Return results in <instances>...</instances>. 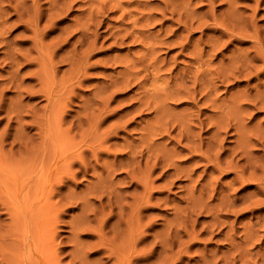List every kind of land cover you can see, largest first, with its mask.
Instances as JSON below:
<instances>
[{"label":"rangeland","instance_id":"374dc122","mask_svg":"<svg viewBox=\"0 0 264 264\" xmlns=\"http://www.w3.org/2000/svg\"><path fill=\"white\" fill-rule=\"evenodd\" d=\"M16 1L7 0L6 2L11 4L8 3L7 6L4 0L6 7L2 6L3 2L0 3L3 7L0 11L4 10L0 13V18L4 16L3 13L7 14L0 20V27L3 28L0 30V41H6V46H0V264H233L235 261L234 264L264 263V217H261L264 216V182L261 181L264 179V104L261 105L264 102V63L260 59L264 58V43L260 38L264 39V2L257 0L262 3L260 4L256 0H228L226 4L225 0H140L138 3V0H89L88 3L87 0H21L23 6L20 7V1ZM65 2L68 3L67 6ZM118 2L121 5H118ZM103 3L106 5L102 8ZM208 3L214 4V7ZM252 5L257 8H253L254 12H251ZM62 6L67 8L63 9ZM37 7L41 9H36ZM258 7L262 10L257 11ZM18 8L24 11L19 12ZM98 9H101V12ZM225 10L226 17L228 12L234 14L227 17L231 18V22L224 14L221 16ZM239 10L244 13L239 15ZM215 12H218L221 23L218 22L219 18ZM28 13L30 18L33 16V20H30ZM37 13L39 15L35 17ZM49 13L52 15L48 17ZM16 14L19 22L27 19L23 20L24 23L21 22L23 26L15 19ZM150 14L154 17L151 18ZM204 14L210 19L206 15L203 16ZM213 14L216 15L213 17ZM215 17L219 25L212 21ZM251 17L252 20H249ZM95 18L96 20H93ZM36 20L41 21L40 25ZM205 21L208 23H203ZM180 22L184 25H180ZM226 22L228 24H225ZM5 23L11 25L12 29ZM18 24L21 25L20 28ZM185 24L189 28L185 27ZM197 24L204 26L197 28ZM237 24L239 30L236 28ZM227 26L230 33L223 29ZM200 27L204 29L203 32ZM218 28H221L220 31ZM253 29L255 31H252ZM142 30L146 33L145 36ZM247 30L250 33L247 34ZM3 32L7 34L4 36ZM256 33L258 36H255ZM135 34H138L140 39H137ZM84 37L85 39H82ZM214 37L216 40L212 39ZM252 37L259 39L256 41ZM33 39L34 42L36 40V45H32ZM237 39L241 43H238ZM251 39L252 41H249ZM206 41L210 43V51ZM224 42H227V45H224ZM169 43L172 46L168 45L166 48ZM213 43L216 46L219 44L218 46L225 50L219 48L218 51V46H213ZM251 46L255 47V53L250 51ZM215 48L218 52L213 54V57L212 50ZM71 51L79 53L73 54ZM16 53L21 54L20 57L16 56ZM76 54L77 56H74ZM253 55L257 58L254 59ZM67 58H71V61H67ZM243 60L245 61L242 62ZM194 63L201 67L195 66ZM240 65L242 68H239ZM252 67L254 71L256 68L259 75L253 73ZM183 68L190 74L194 71V75L192 72L189 77V73ZM233 68L239 69L233 71ZM202 69H205V72L209 69L208 74L202 72ZM213 70L224 71V75L219 76L220 73L216 72L219 77L214 80L216 75ZM245 70L252 71L253 74L249 75ZM183 71L188 77L185 73L182 76ZM239 72L243 74L242 77ZM133 73L139 75L137 83L143 78L142 82L137 84V77ZM158 73L160 77H157ZM168 74L171 77L170 82ZM195 76L199 78V82ZM252 76L258 78L252 79ZM221 77H227L224 81H228V84L223 83ZM217 78H221L222 83L218 82ZM180 80L187 81L184 83ZM169 83H173L174 87ZM252 86L255 87L254 90ZM150 87L151 94L147 92ZM183 87L184 91L181 90L180 94ZM185 88L202 90L205 96H200L202 91L188 92ZM178 89L180 95H177ZM172 91L176 99L181 96L184 102H177L174 97L171 98L176 102L169 101ZM185 91L190 93L189 96L187 92V95L183 93ZM160 93L163 94L160 96ZM165 93H168L166 96L169 99ZM191 94L194 100L190 97ZM137 98L146 104L145 108L153 109L154 106V110H142L140 107H143V103L138 104ZM145 98L150 100L148 103H153V106H147ZM189 98L196 102H190ZM201 98L204 100L201 101ZM240 98L241 103H238ZM250 99L251 103L253 99L256 100L253 104L257 109L250 105ZM166 100L169 102H165ZM230 100H233V103ZM155 102L164 107H159ZM193 106L203 113H198L199 110ZM136 107L140 108L138 112L141 118ZM194 110L197 112L195 116L198 114L195 117L197 120L192 119ZM58 114L59 117H56ZM161 114L162 119L157 117ZM225 114L231 119L227 120L228 116ZM186 116L191 117L192 121ZM57 118H60L59 127L57 124L55 126ZM187 121L189 124L194 123L195 127L192 123L189 126ZM165 123H168V129ZM149 124L151 127H148ZM170 125H173V128ZM160 126L164 131H172V135L168 132L165 134ZM156 129H160L165 136L162 138V132H157ZM179 132L182 134L181 138L177 137ZM203 132L205 133L202 134ZM142 133H145V136ZM182 136L189 137L185 139ZM194 139H203L204 141H198V144H203V148H198ZM184 144L186 147H182ZM247 148L249 151L245 150ZM203 153L209 159L204 157L206 160L203 161ZM242 156H246V160ZM218 161L219 164L215 165ZM250 163L254 166H250ZM256 165L261 168H256ZM236 172L241 175V184L235 177H239ZM131 177L134 178L133 181ZM136 180L139 185L135 183ZM242 198L252 203L246 204L247 201ZM243 200L245 202L242 204ZM225 201L230 204L232 201L237 203L232 202L227 208L228 202ZM222 205L223 207H220ZM41 208L45 210L44 213L40 211ZM199 209L206 211L199 212ZM239 209L242 211L238 213ZM214 222L217 223L216 228L212 227ZM39 226L44 233L43 239H46L44 243L47 248L44 253L50 255L48 262L44 259L46 254L43 253V256L39 248ZM194 226L195 231L192 232L191 228L194 229ZM217 232L220 234L217 235ZM253 259H257L255 263ZM215 260L218 263L214 262Z\"/></svg>","mask_w":264,"mask_h":264},{"label":"bare ground","instance_id":"6f19581e","mask_svg":"<svg viewBox=\"0 0 264 264\" xmlns=\"http://www.w3.org/2000/svg\"><path fill=\"white\" fill-rule=\"evenodd\" d=\"M3 1H4V0H3ZM3 1L0 0V3L3 2ZM6 1H7V0H5V2H6ZM8 1H9V0H8ZM13 1H14V0H13ZM19 1H20V2H18V0H17L16 2H18L19 6H20V5H22V2H21V0H19ZM25 1H26V0H25ZM36 1H37V0H36ZM38 1H39V0H38ZM57 1H58V0H57ZM61 1H62V0H61ZM63 1H64V0H63ZM65 1H66V0H65ZM80 1H82V0H80ZM88 1H89V0H87L86 2H88ZM120 1H121V0H120ZM139 1H140V0H138V3H139ZM203 1H204V0H203ZM207 1H208V0H207ZM225 1L227 2L228 0H225ZM234 1H235V0H234ZM252 1H253V0H252ZM256 1H257V0H256ZM256 1H255V2H256ZM10 2H11V1H10ZM28 2H29V1H28ZM32 2H33V1H32ZM74 2H76V0H74ZM99 2H100V1H99ZM140 2H141V1H140ZM144 2H145V1H144ZM210 2H214V0H213V1H210ZM257 2H259V1H257ZM262 2H264V0H262ZM6 3H7V2H6ZM8 3H9V2H8ZM8 3H7V6L10 4V3H9V4H8ZM20 3H21V4H20ZM23 3H26V2H23ZM29 3H30V2H29ZM36 3H37V2H36ZM65 3H66L65 5L67 6L68 3H67V2H65ZM69 3H70V2H69ZM78 3H79V1H78ZM83 3H84V2H83ZM88 3H89V2H88ZM252 3H253V2H252ZM259 3L262 4L261 2H259ZM32 4H33V3H32ZM37 4H38V3H37ZM74 4H76V3H74ZM111 4H112V2H111ZM115 4H116V3H115ZM136 4H137V3H136ZM226 4H228V2H227ZM253 4H254V3H253ZM260 4H259V5H260ZM4 5H5V4H4V2H3V5H2V6H4ZM10 5H11V4H10ZM12 5H14V4L12 3ZM15 5H16V3H15ZM15 5H14V6H15ZM98 5H100V3H99ZM103 5H106V4L103 3V4H102V8H103ZM116 5H117V4H116ZM116 5H115V6H116ZM118 5H121V3L118 2ZM144 5H145V4H144ZM146 5H147V4H146ZM208 5H209V3H208ZM211 5L214 7V4H211ZM211 5H209V6H211ZM2 6H0V8H1ZM14 6H13V7H14ZM22 6H23V5H22ZM34 6H35V5H34ZM34 6H33V7H34ZM39 6H40V3H39ZM49 6H50V5H49ZM66 6H65V7H66ZM252 6H253V7H252ZM252 6H251V7H252L251 12L253 11V8H254L255 5H252ZM4 7H6V6H4ZM20 7H21V6H20ZM20 7H19V8H20ZM24 7H25V6H24ZM24 7H23V8H24ZM40 7H41V6H40ZM40 7H37L36 9H38V8H40ZM59 7H61V6H59ZM62 7H64V6H62ZM65 7H64L63 9H66V8H67V7H66V8H65ZM69 7H70V6H69ZM97 7H98V6H97ZM116 7H117V6H116ZM118 7H120V6H118ZM227 7H228V6L226 5V9H227ZM231 7H232V6H231ZM233 7H234V6H233ZM2 8H3V7H2ZM11 8H12V7H11ZM14 8H15V7H14ZM19 8H18L19 12H23V11H24L23 9H22L23 11H21ZM25 8H26V7H25ZM31 8H32V7H31ZM71 8H72V7H71ZM90 8H91V7H90ZM100 8H101V7H100ZM104 8H105V6H104ZM235 8H236V7H235ZM255 8H256V7H255ZM255 8H254V10H255ZM6 9H7V8H6ZM9 9H10V7H9ZM12 9H13V8H12ZM40 9H41V8H40ZM68 9H70V8H68ZM106 9H107V8H106ZM108 9H109V8H108ZM210 9H211V7H210ZM250 9H251V8H250ZM256 9H257V8H256ZM0 10H2V9H0ZM34 10H35V9H34ZM34 10H33V11H34ZM98 10H99V9H98ZM103 10H104V9H103ZM103 10H102V11H103ZM214 10H215V9H214ZM259 10H262V8L260 9V8L258 7V10H257V11H259ZM9 11H10V10H9ZM15 11H16V10H15ZM15 11H14V12L12 11V13H17V12H15ZM64 11H65V10H64ZM90 11H91V10H90ZM99 11L101 12V9H100ZM211 11H212V9H211ZM215 11H217V9H216ZM218 11H219V10H218ZM227 11H231V10H227ZM239 11H240V10H239ZM2 12H4V10H3ZM2 12L0 11V13H2ZM7 12H8V11H7ZM19 12H18V13H19ZM30 12H32V9H30ZM56 12H57V11H56ZM59 12H60V10H59ZM66 12H67V11H66ZM91 12H92V11H91ZM91 12H90V15H91ZM96 12H97V11H96ZM208 12H209V11H208ZM222 12H223V11H222ZM222 12H221V13H222ZM225 12H226V10L222 13L221 16H223V14H224V17H226ZM232 12H233V11H232ZM235 12H236V10H235ZM253 12H254V11H253ZM255 12H256V11H255ZM5 13H6V11H5ZM18 13H17V14H18ZM62 13H63V12H62ZM64 13H65V12H64ZM209 13H210V12H209ZM209 13H207V14H209ZM212 13H214V11H213ZM215 13L217 14L218 12H215ZM238 13H239V15H240V13H244V12H241V11H240V12H238ZM238 13H236V14H238ZM256 13H257V12H256ZM8 14H9V12H8ZM17 14H16L15 16H17ZM19 14H20V13H19ZM21 14H22V13H21ZM40 14H41V13H40ZM43 14H44V13H43ZM53 14H54V13H53ZM60 14H61V13H60ZM60 14H59V15H60ZM66 14H67V13H66ZM93 14H94V13H93ZM216 14H213V17H214V15H216ZM226 14H227V17H229L228 15L230 14V16H231V14H233V13L228 12V13H226ZM253 14H254V13H253ZM253 14H252L251 16H253ZM3 15L6 16L7 14H4V13H3ZM3 15L1 14V16H3ZM9 15H11V14H9ZM9 15H8V16H9ZM12 15H13V14H12ZM24 15H25V14H24ZM24 15H20V16H23V18H26L27 16L25 17ZM26 15H27V13H26ZM32 15H33V14H32ZM32 15H31V16H32ZM36 15H39V14H38V13L35 14V17H36ZM51 15H52V14L49 13V15H47V16L49 17V16H51ZM62 15H64V14H62ZM62 15H61V18H62ZM147 15H148V14H147ZM150 15H151V14H150ZM150 15H149V16H150ZM205 15H206V14H204L203 16H205ZM218 15H219V14H217V18H219V21L216 20L217 18L215 17V20L212 19L213 22H216V23H217V21L220 22L221 19H220V17H218ZM242 15H243V14H242ZM4 16H3V17H4ZM15 16H14V17H15ZM28 16H29V18H30L29 13H28ZM45 16H46V14H45ZM47 16H46V17H47ZM53 16L56 17V15H53ZM57 16H58V15H57ZM88 16H89V15H88ZM95 16H96V15H95ZM149 16H148V17H149ZM203 16H201V17L204 18ZM206 16H207V15H206ZM209 16H210V15H209ZM233 16H234V14H233ZM254 16H256V15H254ZM3 17L0 18V20L3 19ZM11 17H12V16H11ZM32 17H33V16H32ZM32 17L30 18V20L32 19ZM55 17H54V18H55ZM86 17H87V16H86ZM90 17H91V19H92V15H91ZM96 17H97V16H96ZM150 17L152 18V17H154V16L151 15ZM207 17H208V16H207ZM227 17H226V19L229 20V21L231 22V20H230L231 18L228 19ZM240 17H241V16H240ZM19 18L22 19L21 17H19ZM27 18H28V17H27ZM29 18H28V19H29ZM42 18H43V17H42ZM42 18H39V20L42 19ZM51 18H53V17H51ZM51 18H50V19H51ZM57 18H58V17H57ZM208 18H209V17H208ZM236 18H238V20H239V16H237ZM236 18H235V21H236ZM5 19H6V17H5ZM5 19H4V21H5ZM7 19H8V18H7ZM7 19H6V20H7ZM9 19H10V18H9ZM15 19H16L18 22L20 21V20L18 19V16H17V18L15 17ZM15 19H14V20H15ZM36 19H38V16H37ZM50 19H49V20H50ZM59 19H60V16H59ZM147 19H148V18H147ZM209 19H210V18H209ZM232 19H234V18L232 17ZM240 19H241V18H240ZM247 19H248V18H247ZM16 20H15V22H16ZM23 20H24V19H22L21 22L24 23V21H26L27 19H25L24 21H23ZM30 20H29V21H30ZM32 20H33V19H32ZM87 20H88V18H87ZM93 20H96V18L93 19ZM136 20H137V19H136ZM141 20H143V16H142V19H141ZM150 20H151V19H150ZM222 20H223V19H222ZM227 20H226V21H227ZM238 20H237V22H238ZM249 20H252V17H251V19H249ZM249 20H247V21H249ZM8 21H9V20H7V22H8ZM29 21H27V22L29 23ZM36 21L38 22V20H36ZM190 21H191V19H190ZM190 21H189V22H190ZM192 21H194V19H193ZM208 21H209V20H208ZM208 21H207V22L205 21V22H203V23H208ZM212 21H210V23H211ZM229 21H228V22H229ZM21 22H19V24H21V25L23 26V23H21ZM39 22H41V21H39ZM39 22H38V23H39ZM91 22H92V20H91ZM223 22H224V20H223ZM230 22H229V23H230ZM249 22H250V21H249ZM9 23H11V25H13L12 22H9ZM32 23H33V22H32ZM32 23H31V24H32ZM89 23H90V21H89L87 24H89ZM92 23H94V22H92ZM154 23H156V22H154ZM192 23H193V22H192ZM220 23H221V22H220ZM238 23H239V22H238ZM1 24H2V23H1ZM7 24H8V23H5V25H7ZM16 24H17V22H16ZM16 24H15V25H16ZM19 24H18V25H19ZM25 24H26V23H25ZM31 24H29V26H32ZM33 24H34V23H33ZM152 24H153V22H152ZM152 24H151V25H152ZM186 24L188 25V22H187ZM186 24H185V25H186ZM189 24H190V23H189ZM200 24H201V23H200ZM200 24H199V25L197 24V25H198L197 28H198L199 26H201ZM212 24H213V23H212ZM217 24L219 25V23H217ZM225 24H228V23L226 22ZM246 24H248V22H247ZM253 24H254V23H253ZM253 24H252V25H253ZM11 25L8 24V27L10 28ZM21 25H19V28H20ZM35 25H36V24H35ZM37 25H38V24H37ZM39 25H40V23H39ZM93 25H94V24H93ZM145 25H146V24H145ZM180 25L183 26V25H184L183 22H182V23L180 22ZM180 25H179V26H180ZM187 25H186L185 27H188ZM191 25H192V24H190V26H191ZM202 25H203V24H202ZM206 25H207V24H206ZM221 25H222V24H221ZM152 26H154V25H152ZM152 26H151V27H152ZM203 26H204V25H203ZM203 26H201V27L203 28ZM222 26H223V25H222ZM228 26L230 27V24H229ZM228 26H227L226 28H223V27H222V28H223V29H226V31H227ZM247 26L250 27L251 25H247ZM254 26H255V25H253V27H254ZM12 27H13V26H12ZM14 27H17V26H14ZM87 27L89 28V26H87ZM90 27H91V26H90ZM151 27H150V28H151ZM185 27H182V28H185ZM191 27H192V26H191ZM201 27H200V29H201ZM211 27H212V26H211ZM211 27H210V30H211ZM218 27H221V26H218ZM233 27H234V26H233ZM238 27H239V24H237L236 28H238ZM245 27H246V26H245ZM249 27H247V28H249ZM6 28H7V27H6ZM22 28H25V27H22ZM30 28H31V27H30ZM74 28H75V27H74ZM84 28H85V27H84ZM136 28H137V27H136ZM144 28H145V27H144ZM182 28H179V29H182ZM188 28H189V27H188ZM206 28L208 29V26H207ZM206 28H205V29H206ZM236 28H235V30L238 31L239 28H238V30H237ZM251 28H252V26H251ZM255 28H256V26H255ZM255 28H254V29H255ZM1 29H3L2 26L0 27V30H1ZM10 29H12V28H10ZM17 29H18V28H17ZM27 29H29V27H28ZM33 29H34V27H33ZM77 29H78V28H77ZM89 29H90V28H89ZM142 29H143V28H142ZM185 29H186V28H185ZM216 29H217V28H216ZM218 29H219V28H218ZM220 29H221V28H220ZM220 29H219V31H220ZM249 29H250V28H249ZM249 29H248V30H249ZM254 29H253L252 31H255ZM34 30H35V29H34ZM72 30L74 31V29H72ZM195 30H196V29H195ZM201 30H202V32H203L204 29H201ZM208 30H209V29H208ZM232 30H233V28H232ZM242 30H243V29H242ZM248 30L246 31L247 34L250 33V32H248ZM257 30H258V29H257ZM1 31H2V30H1ZM5 31H6V30H5ZM8 31H9V30H8ZM8 31H7V32H8ZM88 31H89V30H87V33H88ZM90 31H91V29H90ZM132 31H133V30H132ZM136 31H137V30H136ZM136 31H135V32H136ZM186 31H187V29H186ZM212 31H213V27H212ZM217 31H218V30H217ZM221 31H223V30H221ZM236 31H234V32H236ZM259 31H260V29H259ZM9 32H10V31H9ZM24 32H27V31H24ZM31 32H32V31H31ZM37 32H38V31H37ZM74 32H75V31H74ZM84 32H85V31H84ZM142 32H143V30H142ZM213 32H214V31H213ZM223 32H224V31H223ZM227 32H229V31H227ZM227 32H226V33H227ZM244 32H245V30H244ZM256 32L258 33V31H256ZM3 33H4V32H3ZM89 33H90V32H89ZM92 33H93V32H92ZM126 33H127V32H126ZM129 33H130V32H129ZM131 33H132V32H131ZM138 33H139V31H138ZM149 33H150V32H149ZM226 33H225V34H226ZM229 33H230V32H229ZM242 33H243V31H242ZM253 33H254V32H252V35H253ZM257 33H256L255 36H258ZM6 34H7V33H4V36H5ZM20 34H21V31H20ZM24 34H25V33H24ZM35 34H36V33L34 32L33 35H35ZM38 34H39V33H38ZM90 34H91V33H90ZM133 34H134V33H133ZM143 34H144L143 36H145L146 33L143 32ZM260 34H261V33H260ZM260 34H259V35H260ZM21 35L23 36V34H21ZM21 35H19V36L22 37ZM92 35H95V34H92ZM96 35H97V34H96ZM124 35H125V34H124ZM124 35H123V36H124ZM128 35H129V34H128ZM128 35H126V36H128ZM135 35H136V34H135ZM135 35H134V36H135ZM215 35H217V33H215ZM226 35H227V34H226ZM1 36H3V35H1ZM83 36H88V35H86V34L84 35V34H83ZM83 36H81V37H83ZM123 36H122V37H123ZM136 36H138L137 39H140L138 34H137ZM242 36H243V34H242ZM242 36H241V37H242ZM250 36H251V35H250ZM250 36H249V37H250ZM255 36H254V37H255ZM31 37H32V36H31ZM37 37H38V35H37ZM132 37H133V36H132ZM132 37H131V38H132ZM179 37H180V36H179ZM227 37H229V36L227 35ZM227 37H226V38H227ZM245 37H248V36H245ZM254 37H252V38H254ZM1 38H2V37H1ZM3 38H4V37H3ZM35 38H36V37H35ZM94 38H95V36H94ZM219 38H220V37H219ZM222 38H223V37H222ZM232 38H234V37H232ZM260 38H261V40H262V43H264V39H262V37H260ZM26 39H27V41H28V37H27ZM30 39H32V38H30ZM82 39H85V37L82 38ZM87 39L89 40V37H87ZM87 39H86V40H87ZM134 39H135V38H134ZM142 39H143V38H142ZM177 39H178V38H177ZM209 39H210V38H209ZM212 39L214 40L215 37L212 38ZM238 39H239V38H238ZM238 39H237V42H238ZM241 39H243V38H241ZM246 39H248V38H246ZM246 39H244V40H246ZM254 39H256V38H254ZM257 39H259V38H257ZM257 39H256V41H257ZM38 40H39V39H38ZM215 40H216V39H215ZM217 40H218V36H217ZM226 40L228 41V38H227ZM30 41H31V40H30ZM39 41H40V40H39ZM116 41H117V40H116ZM162 41H163V40H162ZM233 41H234V40H233ZM249 41H252V39L249 40ZM249 41H248V43H250ZM256 41L254 40V42H256ZM0 42H2V43H0V46H1V44H2V46H4L3 44L6 43V41H5V42H4V41H0ZM31 42H32V41H31ZM33 42H34V39H33ZM35 42H36V40H35ZM35 42H34L33 44H32V43H31V44L34 45ZM37 42H38V41H37ZM93 42H94V41H93ZM163 42H166V41H163ZM168 42H170V41H168ZM173 42H174V41H173ZM206 42H208V41H206ZM215 42H216V41H215ZM215 42H214V43H215ZM219 42H220V41H219ZM219 42H218V43H219ZM254 42L252 43V46L255 45ZM258 42L260 43V40H258ZM91 43H92V42H91ZM157 43H158V42H157ZM157 43H156V44H157ZM170 43H171V42H170ZM170 43H169V44H166L167 46L165 45L166 48H168L169 46H172L171 44H174V43H171V44H170ZM180 43L183 44L182 41H181ZM214 43H213V44H214ZM224 43H225V42H224ZM226 43H227V42H226ZM226 43H225L224 45H227ZM238 43H241V42H238ZM256 43H257V42H256ZM41 44H42V39H41ZM87 44H88V43H87ZM93 44H94V43H93ZM142 44H143V43H142ZM160 44H162V43H160ZM175 44H176V43H175ZM181 44H180V45H181ZM185 44H186V43H185ZM208 44H209V45H207V47L210 46V43H209V42H208ZM215 44H216V43H215ZM215 44H214L213 46H216ZM221 44H223V43H221ZM221 44H220V45H221ZM253 44H254V45H253ZM35 45H36V44H35ZM144 45H145V43H144ZM168 45H169V46H168ZM178 45H179V42H178ZM186 45H187V44H186ZM186 45H185V46H186ZM205 45H206V44H205ZM218 45H219V44H218ZM218 45H217V46H218ZM2 46H1V47H2ZM5 46H6V44H5ZM38 46H40V45H38ZM165 46H162V47H165ZM185 46H184V48H185ZM187 46H188V45H187ZM217 46H216V47H217ZM252 46H251L250 48H252ZM30 47H31V46H30ZM87 47H88V46H87ZM89 47H90V46H89ZM220 47H221V46H218L217 50H218ZM228 47H229V46H228ZM256 47H257V46H256ZM154 48H155V47H154ZM204 48H205V47H204ZM254 48H255V47H253L252 49H250V51L252 50L251 52H253V53L256 52V51L254 50ZM28 49H29V48H28ZM196 49H198V48H196ZM200 49H201V48H200ZM262 49H264V48H262ZM32 50H33V49H32ZM37 50H38V49H37ZM151 50H152V49H151ZM184 50H185V49H184ZM184 50H182V51H184ZM208 50H209V47H208ZM219 50H225V49H224V48H220ZM219 50H218V51H219ZM253 50H254L255 52H254ZM154 51H155V50H154ZM200 51H202V50H200ZM203 51H204V50H203ZM209 51H210V50H209ZM214 51H216V48H215V50H212V55H211V56H213V57H214L213 54H217V52H218V51H216V52L214 53ZM250 51H248V52H250ZM261 51H262V50H261ZM71 52H72L73 54H75V53L78 54V53L80 52V50H79V52H75V53H74L73 51H71ZM193 52H194V49H193ZM205 52H206V51H205ZM205 52L203 53L204 55H205ZM259 52H260V51H259ZM69 53H70V52H69ZM145 53H146V52H145ZM198 53H200V52H198ZM232 53H233V52H232ZM243 53H244V52H243ZM260 53H261V52H260ZM16 54H17V55H16ZM16 54H15V55L18 56V57H20L19 55H21V54L18 55V53H16ZM73 54H72V56H73ZM77 54L74 55V56H77ZM154 54H155V53H154ZM200 54H201V53H200ZM218 54H219V53H218ZM221 54H222V53H221ZM234 54H237V53H234ZM13 55H14V54H13ZM22 55H23V54H22ZM147 55H148V54H147ZM193 55H194V54H193ZM206 55H207V54H206ZM24 56H25V55H24ZM221 56H223V55H221ZM242 56H245V55L242 54ZM242 56H241V57H242ZM246 56H248V54H246ZM261 56H262V55H261ZM13 57H15V56H13ZM21 57H22V56H21ZM82 57H83V56H82ZM150 57H151V56H150ZM156 57H157V55H156ZM200 57H201V56H200ZM202 57H203V56H202ZM208 57H209V56H208ZM208 57H207V58H208ZM216 57H217V56H216ZM253 57H254V55H253ZM68 58H69V57H68ZM68 58H67V61L70 60L71 58H72V60H73V57H71L70 59H68ZM75 58H76V57H75ZM75 58H74V59H75ZM193 58H194V57H193ZM203 58H204V57H203ZM203 58H202V59H203ZM227 58H228V57H227ZM242 58H243V57H242ZM246 58H247V57H246ZM246 58H244V59H246ZM250 58H251V57H250ZM256 58H257V57H256ZM256 58L254 57V59H256ZM258 58H259V53H258ZM156 59H157V58H156ZM196 59H197V58H196ZM196 59H195V60H196ZM225 59H226V57H225ZM228 59H229V58H228ZM239 59H240V58H239ZM260 59H262L261 62L264 63V58L261 57ZM26 60H28V59H26ZM76 60H77V59H75V63L78 62V61H76ZM137 60H139V58H138ZM151 60H152V59H151ZM153 60H154V57H153ZM197 60H198V59H197ZM207 60H208V59H207ZM223 60H224V59H223ZM252 60H253V58H252ZM257 60L259 61V59H257ZM70 61H71V60H70ZM163 61H164V60H163ZM192 61H193V60H192ZM199 61H200V60H199ZM233 61H235V60H233ZM233 61H232V63H233ZM244 61H245V60H243L242 62H244ZM248 61H249V60H248ZM30 62H31V61H30ZM30 62H29V63H30ZM72 62H73V61H72ZM164 62H165V61H164ZM164 62H163V63H164ZM194 62L200 64V62H197V61H194ZM209 62H210V61H209ZM230 62H231V60H230ZM256 62H257V61H256ZM73 63H74V62H73ZM141 63H142V62H141ZM232 63H231V65H232ZM240 63H241V62H240ZM247 63H248V62H247ZM247 63H246V64H247ZM253 63H254V61H253ZM31 64H32V63H31ZM33 64H34V63H33ZM70 64L72 65L71 62H70ZM149 64H150V62H149ZM164 64H166V63H164ZM164 64H162V65L165 66ZM199 64L195 65V63H194L195 66H198ZM203 64H204V63H202V65H203ZM235 64H236V63H235ZM246 64H243V66L246 65ZM71 65H70V66H71ZM78 65H79V64H77V67H78ZM152 65H153V64H152ZM205 65H206V64H205ZM229 65H230V64H229ZM236 65H237V64H236ZM28 66H29V65H28ZM81 66H82V65H81ZM199 66H200V65H199ZM209 66H210V63H209ZM209 66H208V67H209ZM241 66H242V65H240L239 68H242ZM246 66H247V65H246ZM246 66H245V67H246ZM79 67H80V66H79ZM200 67H201V66H200ZM205 67H206V66H205ZM227 67H228V66H227ZM229 67H230V66H229ZM158 68H159V67H158ZM160 68H161V66H160ZM195 68H196V67H195ZM195 68H194V69H195ZM202 68H203V67H202ZM206 68H207V67H206ZM224 68H225V67H224ZM239 68H236V69H239ZM252 68H253V67H252ZM151 69H152V68H151ZM156 69H157V68H156ZM174 69H175V67H174ZM181 69H182V68H181ZM187 69H189V68L187 67ZM199 69H200V68H199ZM209 69H210V67H209ZM209 69H208L207 71H209ZM233 69H234V68H233ZM236 69H234L233 71H236ZM126 70H127V69H126ZM168 70H170V68H168ZM183 70L185 71L186 68H183ZM204 70H205V69H202V72H203ZM225 70H226V69H225ZM227 70H229V69H227ZM240 70H241V69H240ZM72 71H73V70H72ZM128 71H129V70H128ZM184 71H183L182 76H184V73H185ZM197 71H198V70H197ZM200 71H201V70H200ZM207 71H206V72L204 71V72L207 73ZM214 71H215V75H216L217 73H220L219 76H220L221 74L224 73V71H221V72L218 71V72H217V70H213V73H214ZM242 71H243V70H242ZM242 71H241V72H242ZM245 71H246V70H245ZM261 71H262V69L260 70V72H261ZM36 72H37V71H36ZM36 72H34V73H36ZM78 72H79V71H78ZM152 72H154V71H152ZM160 72H161V71H160ZM166 72H168V71H166ZM175 72H176V71H175ZM186 72H187V70H186ZM192 72H193V75H194V71H192ZM192 72H191V74H192ZM209 72H211V69H210ZM216 72H217V73H216ZM228 72H229V71H228ZM241 72H239V74H240V76L242 77L243 74H241ZM246 72H249V71H246ZM254 72H255V74H257V72H256V68H255V71H254V68H253V73H254ZM130 73H131V72H130ZM155 73H156V72H154V74H155ZM170 73H171V72H170ZM176 73H177V72H176ZM188 73H189V71L187 72V74H188ZM198 73L200 74V72H198ZM198 73H197V74H198ZM213 73H212V74H213ZM229 73H230V72H229ZM234 73H235V72H234ZM236 73H237V72H236ZM243 73H244V72H243ZM253 73H252V71H251V72H249V75H250V74L252 75ZM262 73H264V72H262ZM76 74H78V73L76 72ZM133 74H134V73H133ZM154 74H153V75H154ZM171 74H174V73H171ZM191 74L189 73V77H190ZM197 74H195V75H197ZM202 74H203V73H202ZM207 74H208V73H207ZM210 74H211V73H210ZM239 74H238V76H239ZM245 74L247 75V73H245ZM245 74H244V75H245ZM134 75H136V77H137V80L135 79V82L137 83V82H138V77H139V75H138V74H134ZM137 75H138V76H137ZM168 75H169V74H168ZM178 75H180V74L178 73ZM178 75H177V76H178ZM185 75H186V73H185ZM193 75H192V76H193ZM223 75H224V74H223ZM227 75L229 76L230 74H227ZM227 75H226V76H227ZM234 75H235V74H234ZM249 75H247V76H249ZM257 75H259V74H257ZM32 76H33V74H32ZM171 76H172V75H171ZM173 76H174V75H173ZM186 76L188 77V75H186ZM186 76H185V77H186ZM192 76H191V79H192ZM217 76H218V75H216V76L213 77V76L211 75V78L213 77V79H214V78L217 77ZM219 76H218V77H219ZM228 76H227V77H228ZM232 76H233V75H232ZM236 76H237V75H236ZM260 76H261V74H260ZM33 77H34V76H33ZM157 77H160V76H159V73H158V76H157ZM168 77H169L168 79H169V82H170V78H171L170 75H169ZM198 77H199V75H198ZM198 77L196 78V76H195V79H196L197 82H199V81H198V79H199ZM227 77H226V78H227ZM243 77H244V76H243ZM252 77H253V76H252ZM261 77H262V76H261ZM37 78H38V76H37ZM130 78H131V77H130ZM155 78H156V76H155ZM182 78H183V77H182ZM193 78H194V77H193ZM202 78H203V76H202ZM221 78L223 79V77H221ZM221 78H219V79L217 78V79L219 80V81H218V80H217V81H218V82H221V81H220ZM226 78H224V79L227 80ZM247 78H248V77H247ZM254 78L257 79L258 77H253L252 79H254ZM34 79H35V77H34ZM38 79L40 80L41 78H38ZM132 79H133V78H132ZM141 79L143 80V78H141ZM150 79H151V78H150ZM152 79H153V76H152ZM152 79H151V80H152ZM176 79L179 80L178 77H177ZM185 79H186V78H185ZM195 79L192 80V81H193V84L195 83V82H194ZM205 79H206V78H205ZM222 79H221V80H222ZM224 79L222 80V82H223V83L225 82V84H228V83H226V82H228V81H224ZM229 79L231 80V78H229ZM142 80H141L140 82H142ZM148 80H149V79H148ZM156 80H158V79H156ZM208 80H209V79H208ZM208 80H207V81H208ZM214 80H215V79H214ZM214 80H213V81H214ZM230 80H229V81H230ZM152 81H153V80H152ZM152 81H151V82H152ZM181 81H182V80H180V82H181ZM186 81H187V80H186ZM186 81H182V82L185 83ZM188 81H189V80H188ZM233 81H235V80H233ZM36 82L38 83V80H37ZM140 82H139V83H140ZM146 82H147V81H146ZM146 82H144V84H145ZM149 82H150V80H149ZM155 82H157V81H155ZM155 82H154V84H155ZM158 82H159V81H158ZM222 82H221V83H222ZM247 82H248V81H247ZM250 82H251V81H250ZM139 83H137V84H139ZM163 83H164V82H163ZM165 83H166V82H165ZM184 83H183V84H184ZM190 83L192 84V82H190ZM214 83H215V81H214ZM229 83H231V81H230ZM248 83H249V82H248ZM248 83H247V84H248ZM169 84H171V83H169ZM169 84H168V85H169ZM172 84H173V83H172ZM172 84H171V85H172ZM200 84H201V83H200ZM233 84H234V83H233ZM149 85H150V84H149ZM159 85H160V84H159ZM159 85H158V86H159ZM162 85H164V84H162ZM162 85H160V86H162ZM173 85H174V84H173ZM173 85H172V86H173ZM184 85H185V84H184ZM188 85H190V84L188 83ZM198 85H199V83H198ZM231 85H232V84H231ZM127 86H128V85H127ZM127 86H126V87H127ZM139 86H140V85H139ZM172 86H171V88H172ZM199 86H200V85H199ZM248 86H249V84H248ZM250 86H251V85H250ZM126 87H125V88H126ZM137 87H138V86H137ZM142 87H143V86H142ZM145 87H147V86H145ZM154 87H155V86H154ZM166 87H168V86L166 85ZM173 87H174V86H173ZM210 87H211V86H210ZM252 87H253V88H252ZM252 87H251V88L254 90L255 87H254V86H252ZM169 88H170V87H169ZM197 88H198V87H197ZM201 88H202V87H201ZM246 88H247V87H246ZM147 89H148V88H147ZM151 89H152V88L150 87V91H149V90H148V91L146 90V91L149 92V93L151 94ZM165 89H167V88H165ZM173 89H174V88H173ZM183 89H184V87H183L182 89H180V92H179V89H178V91H177V90H174V92L177 91V93L179 92V93L181 94V93H182L181 90H183ZM185 89H186V88H185ZM189 89H190V88H189ZM194 89H195V86H194ZM198 89H199V88H198ZM198 89H197V90H198ZM155 90H156V89H155ZM170 90H172V89H170ZM186 90H187V89H186ZM191 90H192V89H191ZM191 90H187V91H188V92H189V91L191 92ZM197 90H195V91L192 90V92H193V91H194V92H197ZM212 90H213V89H212ZM247 90H248V89H247ZM146 91H145L144 95L146 94ZM183 91H184V90H183ZM187 91H185V92H183V93L186 94ZM201 91H202V90H198V93H200ZM244 91H245V90H244ZM140 92H141V90H140ZM142 92H143V91H142ZM161 92H162V91H161ZM163 92H164V91H163ZM174 92L172 91V95H173V96H172V95H171V96L168 95V96H170V98H171V97H174V99H176V98H175L176 95H174V94H175ZM188 92H187L188 95L186 94L187 96H189V94H190V93H188ZM202 92H203V93L200 94V96H201V95L205 96L204 91H202ZM249 92H250V91H249ZM42 93H43V92H42ZM47 93H48V92H47ZM173 93H174V94H173ZM179 93H178L177 95H180ZM212 93H213V91H212ZM45 94H46V93H45ZM140 94H142V93H140ZM161 94H163V93H160V96H161ZM167 94H168V93H167ZM167 94L165 93V96H166ZM192 94L194 95V93H192ZM192 94L190 95V97L193 96ZM195 94H196V93H195ZM239 94H240V92H239ZM251 94H252V93H251ZM48 95H49V94H48ZM182 95H183V94H182ZM206 95H207V94H206ZM213 95H215V94H213ZM45 96H47V95H45ZM148 96H149V94L147 95V97H148ZM187 96H186V97H187ZM203 96H202V97H203ZM235 96H236V95H235ZM241 96H242V95H241ZM255 96H256V93H255ZM145 97H146V96H145ZM150 97H151V96H150ZM155 97H156V96H155ZM162 97H163V95H162ZM162 97H161V98H162ZM179 97L181 98V100H178ZM208 97H209V96H208ZM166 98H168V97L166 96ZM191 98H192V97H191ZM191 98H189V99H190V100H189L190 102H192V101L194 100L193 98H192L193 100H192ZM217 98H218V97L216 96V99H217ZM251 98H252V97H251ZM137 99H138L137 101H139L138 104H139L140 102L143 103L142 101H140V100H142V96H141L140 100H139V98H137ZM145 99H146V98H145ZM168 99H169V98H168ZM174 99L171 98L169 101L172 100L171 102H173V101H175ZM182 99H183V98H182L181 96H178L177 99H176V101H177V102H178V101H179V102H180V101H183ZM206 99H207V98H206ZM233 99H234V98H233ZM200 100L202 101V100H204V99L201 98ZM253 100H254V99H253ZM253 100H252V103L250 102L251 99L249 100V102L251 103L250 105H253V107H254L255 104H253V103H256V100H254L255 102H254ZM144 101H147V103H148L150 100H147V99H146V100H144ZM169 101L166 100L165 102H169ZM176 101H175V102H176ZM186 101H187V99H186ZM186 101H185V102H186ZM232 101H233V100H232ZM232 101L230 100V102H232ZM150 102H151V101H150ZM150 102H149V103H150ZM152 102H153V100H152ZM183 102H184V101H183ZM193 102H196V101H193ZM209 102H210V101H209ZM209 102H208V103H209ZM244 102H245V100H244ZM149 103L147 104V106H150L151 104H152V106H153V103H151L150 105H149ZM155 103H157V102H155ZM197 103H199V102H197ZM197 103H196L195 106H197ZM204 103L206 104L205 101H204ZM208 103H207V104H208ZM232 103H233V102H232ZM238 103H241V98H240V100H239ZM157 104L160 105L159 107H164V105L161 106V104H159V103H157ZM166 104H167V103H166ZM166 104H165V107H166ZM192 104L194 105V103H191V105H192ZM205 104H204V105H205ZM210 104H212V103L210 102ZM257 104H258V103H257ZM262 104H264V102H262L261 105H262ZM145 105H146V104H145ZM145 105H144V103H143V107H140V108H143L142 110H144V108H145L144 106H145ZM158 105H156V107H157ZM240 105H241V104H240ZM259 105H260V104H259ZM261 105H260V107H259V106H258V107L262 109V106H261ZM139 106H140V105H138V107H139ZM141 106H142V105H141ZM193 107H194V106H193ZM217 107H218V106H217ZM255 107H257V106H255ZM255 107H254V108H255ZM136 108H137V107H136ZM136 108H135V109H136ZM140 108H137V109H139V110H137L138 116H139V114H140V113L138 112V111H140ZM147 108H148V107H147ZM147 108H145V109H147ZM149 108H150V107H149ZM154 108H155V107L153 106V109H152V108H151V109L154 110ZM157 108H158V107H157ZM166 108H167V107H166ZM191 108H192V107H191ZM194 108H197V109L199 110L198 107H194ZM220 108H221V106H220ZM228 108H229V107H228ZM233 108H234V107H233ZM84 109H85V108H84ZM87 109L90 111L89 108H87ZM87 109H86V110H87ZM151 109H147V110L151 111ZM163 109H164V108H163ZM192 109H193V108H192ZM197 109H196V110H197ZM217 109H219V108H217ZM229 109H231V107H230ZM255 109H257V108H255ZM86 110H84V111H86ZM142 110H141V111H142ZM158 110H159V109H158ZM220 110H221V113H223V112H222V109H220ZM232 110H233V109H232ZM259 110H260V109H259ZM144 111H145V110H144ZM144 111H143V112H144ZM149 111H145V112H149ZM156 111H157V109H156ZM199 111H200V112H199ZM199 111H198V113H201V112H202L201 110H199ZM260 111H261V110H260ZM63 112H64V111H63ZM63 112H62V113H63ZM135 112H136V110H135ZM151 112H152V111H151ZM153 112H154V111H153ZM193 112H195V113H194V115H193L194 117L192 116V119L195 118L196 116H198V114L195 116V114L197 113L195 110H194ZM193 112H192V114H193ZM59 113H60V111H59ZM64 113H65V112H64ZM141 113H142V112H141ZM154 113H155V112H154ZM202 113H203V112H202ZM218 113H220L219 110H218ZM142 114H143V113H142ZM159 114H160V113H159ZM159 114H158V115H159ZM162 114L164 115L165 113H162ZM162 114H161L160 116H157V117H160V118H161ZM190 114H191V113H190ZM190 114H189V116H190ZM227 114H228V113H227ZM227 114H225V116H226ZM59 115H60V114H58V116H56V117H59ZM86 115H87V114L85 113V116H86ZM62 116H63V115H62ZM138 116H137V117H138ZM227 116H228V118H226V119L228 120V119H229V115H227ZM154 117H155V114H154ZM186 117H188V116H186ZM139 118H141V116H139ZM164 118H165V117H164ZM181 118H182V117H181ZM181 118H180V119H181ZM154 119H156V118H154ZM161 119H162V118H161ZM161 119H160V120H161ZM188 119H190V121H192V120H191V117H190V118L188 117ZM197 119H198V118H197ZM197 119L195 118V120H197ZM199 119H200V118H199ZM230 119H231V117H230ZM230 119H229V120H230ZM55 120H56V119H55ZM55 120H54V121H55ZM80 120H81V119H80ZM157 120H159V119L157 118ZM160 120H159V121H160ZM175 120H177V118H176ZM181 120H182V119H181ZM193 120H194V119H193ZM200 120H201V119H200ZM200 120H199V122H200ZM238 120H240V119L238 118ZM58 121H60V118H57V123H55V126H56V124H57V126L59 127L58 124H59L60 122L58 123ZM61 121H62V120H61ZM154 121L157 123L156 120H154ZM154 121H153V122L151 121V123H154ZM159 121H158V122H159ZM166 121H168V120H166ZM170 121H171V120H170ZM179 121H180V120H179ZM223 121H225V119H224ZM162 122H163V121H162ZM175 122H176V121H175ZM181 122H182V121H181ZM195 122H196V121H195ZM202 122H203V121H202ZM202 122H201V123H202ZM204 122H205V121H204ZM204 122H203V123H204ZM228 122H229V121H228ZM236 122H237V120H236ZM238 122H239V121H238ZM238 122H237V123H238ZM156 123H154V124H156ZM172 123H173L174 125L176 124V123H174V122H172ZM177 123H178V122H177ZM186 123H188V121H187ZM191 123H192V122H191ZM191 123H190V124H191ZM197 123H198V122H196V124H197ZM201 123H199L198 126H200ZM203 123H202V127L204 128ZM223 123H224V122H223ZM60 124H61V123H60ZM158 124H159V123H158ZM165 124H167V129H168V126H169L168 123H165ZM165 124H163V125H165ZM169 124H170V123H169ZM180 124H181V123H180ZM188 124H189V123H188ZM190 124H189V126H190ZM193 124H194V123H192L191 125H193ZM51 125H52V124H51ZM53 125H54V124H53ZM186 125H187V124H186ZM227 125H228V124H227ZM227 125H226V126H227ZM233 125H234V124H233ZM233 125H232V126L230 125V126L233 127ZM60 126H61V125H60ZM184 126H185V125H183V127H184ZM193 126H194V125H193ZM228 126H229V125H228ZM235 126H236V124H235ZM114 127H116V126H114ZM148 127H151V124H149ZM160 127H161V130H162V129H163L162 126H160ZM163 127H164V126H163ZM170 127L173 128V125H172V126L170 125ZM180 127H182V124H181ZM186 127H187V126H186ZM194 127H195V126H194ZM196 127H197V126H196ZM231 127H230V129H231ZM236 127H237V126H236ZM236 127H233V128H236ZM56 128H57V127H56ZM116 128H117V127H116ZM197 128H200V127H197ZM114 129H115V128H114ZM123 129H124V128H123ZM153 129H154V128L152 127V130H153ZM175 129H176V128H175ZM179 129H180V128H179ZM230 129H229V130H230ZM148 130H151V129H148ZM156 130H157V129H156ZM156 130H155V131H156ZM159 130H160V129H158L157 132H158ZM169 130H170V129H169ZM171 130H172V129H171ZM180 130H181V129H180ZM200 130H201V129H199V131H200ZM226 130H227V128H226ZM56 131H57V130H56ZM58 131H59V130H58ZM146 131H147V130H146ZM153 131H154V130H153ZM153 131H152V132H153ZM163 131H164V129H163ZM181 131H183V130H181ZM201 131H202V130H201ZM59 132H60V131H59ZM159 132L161 133L162 131H159ZM164 132H165V134H166V132H168V130H167V131H164ZM171 132H172V131H170V132H168V133H171ZM187 132H188V131H187ZM187 132H186V133H187ZM218 132H220V130H219ZM224 132H225V130H224ZM145 133H147V132H145ZM145 133H142V134L145 136ZM150 133H151V132H150ZM162 133H163V132H162ZM162 133L160 134V136L162 135V138H163L164 133H163V134H162ZM168 133H167V134H168ZM172 133H173V132H172ZM172 133H171V135H172ZM204 133H205V132H203L202 134H204ZM58 134H59V133H58ZM180 134H181V133L179 132V135L177 134V137H178V136L180 137ZM216 134H218V133H216ZM220 134H221V133H220ZM150 135H151V134H150ZM150 135H149V136H150ZM181 135H182V134H181ZM184 135H186V134L184 133ZM218 135H219V134H218ZM225 135H226V134H225ZM164 136H165V135H164ZM141 137H142V136H141ZM146 137H147V135H146ZM155 137H156V136H155ZM155 137H153V138H155ZM157 137H158V136H157ZM173 137H175V136H171V138H173ZM182 137H183V136H182ZM184 137H185V136H184ZM184 137H183V138H184ZM186 137L188 138L189 136H186ZM186 137H185V139H186ZM195 137H197V136L195 135ZM200 137H201V135H200ZM262 137H264V136H262ZM164 138H166V137H164ZM169 138H170V137H169ZM180 138H181V137H180ZM180 138H179V139H180ZM198 138H199V133H198ZM201 138H202V137H201ZM176 139H177V138H176ZM176 139H174V140L176 141ZM259 139H261V138H259ZM177 140H178V139H177ZM188 140H189V139H188ZM194 140H195V139H194ZM196 140H197V139H196ZM196 140H195V145H196V146L198 145V148H200L201 145H203V144H201V145H200V143L198 144V141L201 142V141H204V140H203V139H199L198 141H196ZM200 140H201V141H200ZM246 140H247V139H246ZM262 140H264V139H262ZM142 141H143V139H142ZM149 141H150V139H149ZM153 141H154V140H153ZM184 141H187V140H184ZM177 142H180V141H177ZM196 142H197V144H196ZM258 142H259V143H262V142H264V141L261 142V140H258ZM144 143H145V142H144ZM144 143H143V144H144ZM152 143H153V142H152ZM180 144H181V143H180ZM187 144H188V143H187ZM262 144H264V143H262ZM262 144H261V145H262ZM144 145H145V144H144ZM150 145H151V144H150ZM184 145H185V146H184ZM184 145H182V147H186V144H184ZM193 145H194V144H193ZM247 145H248V144H247ZM191 146H192V145H191ZM191 146H190V147H191ZM190 147H189V149H190V151H191V148H192L193 146H192L191 148H190ZM261 147H262V146H261ZM198 148H197V149H198ZM201 148H203V147H201ZM185 149H186V148H185ZM185 149H184V150H185ZM187 149H188V148H187ZM187 149H186V150H187ZM193 149H194V148H193ZM243 149H244V148H243ZM198 150H199V149H198ZM200 150H202V149H200ZM245 150L249 151L248 148L245 149ZM194 151H195V150H194ZM196 152H197V151H196ZM243 152H244V151H243ZM240 153H242V151H241ZM203 154H205V153H203ZM242 154H243V153H242ZM245 154H246V153H245ZM245 154H244V155H245ZM198 155H199V153H198ZM246 155H247V154H246ZM206 156H207V155L205 154V156H203L202 158H204V157L206 158ZM199 157H200V156H199ZM199 157H198V158H199ZM243 157H244V156H242V158H243ZM245 157H246V156H245ZM245 157H244V158H245ZM205 158L203 159V161H205L208 157H207L206 159H205ZM240 158H241V157H240ZM242 158H241V159H242ZM246 158H247V157H246ZM246 158H245V160H246ZM200 159H201V158H200ZM208 159H209V158H208ZM248 159H249V158H248ZM248 159H247V160H248ZM250 160H251V159H250ZM200 161H201V160H200ZM207 161H208V160H207ZM138 162H139V161H138ZM138 162H137V163H138ZM208 162H209V161H208ZM251 162H252V161H251ZM139 163H140V162H139ZM220 163H221V162H220ZM248 163H249V161H248ZM252 163H254V162H252ZM217 164H219V161H218V163H216L215 165H217ZM254 165H255V163H254ZM254 165H251V163H250V166H254ZM133 166H134V164H133ZM155 166H156V164H155ZM150 167H151V166H150ZM152 167H154V166L152 165ZM152 167H151V168H152ZM156 167H157V166H156ZM215 167H216V166H215ZM255 167H256V168H261V167H257V165H256ZM255 167H254V168H255ZM148 168H149V167H148ZM154 168H155V167H154ZM242 168H244V169L246 170V168H245L243 165H242ZM242 168L239 167V169H241V170H242ZM149 169H150V168H149ZM215 169H216V168H215ZM237 169H238V168H237ZM152 170H153V169H152ZM234 170H235V169H234ZM236 171H237V170H236ZM238 171H239V170H238ZM242 171H244V170H242ZM244 173H245V172H244ZM149 174H150V173H149ZM236 174L238 175L239 173L236 172ZM238 176H239V175H238ZM240 176H241V175H240ZM240 176L237 177V176L235 175V177L238 178V179H237L238 181H239ZM235 177H234V179L236 180ZM242 177H244V175H242ZM131 178H132V177H131ZM131 178H129V179H131ZM131 180L133 181L134 178H132ZM131 180H130V181H131ZM240 180H242V178H240ZM261 181L264 182V179H261ZM138 182H139V181H138ZM239 182H240V181H239ZM132 183H134V182H132ZM132 183H131V184H132ZM135 183H137V180L135 181ZM243 183H244V182H243ZM259 183H260V182H259ZM137 184H138V183H137ZM240 184H241V182H240ZM138 185H139V184H138ZM142 185H143V183H142ZM245 185H247V184H245ZM248 185H249V184H248ZM140 186H141V185H140ZM255 186H256V185H255ZM262 186H264V185H262ZM135 188H136V187H135ZM260 189H261V188H260ZM153 190H154V189H153ZM153 190H152V191H153ZM260 191H262V190H260ZM258 193H259V192H258ZM150 194H151V193H150ZM259 194H261V192H260ZM262 194H264V193H262ZM149 196H150V195H149ZM151 196H152V195H151ZM211 197H212V196H211ZM211 197H210V198H211ZM213 199H214V198H213ZM242 199H245V198H242ZM233 200H234V199H233ZM235 200L237 201V199H235ZM245 200L247 201V199H245ZM149 201H150V200H149ZM225 202H226V201H225ZM227 202H228V201H227ZM227 202H226V203H227ZM232 202H233V201H232ZM232 202H231V204H232ZM234 202H235V201H234ZM234 202H233V204H236V203H237V202H236V203H234ZM238 202H240V201H238ZM244 202H245V201L243 200L242 204H243ZM253 202H255V201H253ZM257 202H258V200H257L255 203H257ZM220 203L223 204L222 202H220ZM247 203L251 204L252 202H251V201H250V202L247 201L246 204H247ZM255 203H254V204H255ZM145 204H146V203H145ZM221 204H220V205H221ZM227 204H228V205H227V208H228V206H229L230 203L228 202ZM231 204H230V205H231ZM239 204H240V203H239ZM246 204H245V205H246ZM146 205H147V204H146ZM202 205H204V204H202ZM202 205H201V206H202ZM204 206H205V205H204ZM238 206H239V205H238ZM192 207H193V206H192ZM194 207L196 208L195 205H194ZM220 207H223V205L220 206ZM220 207H218V208H220ZM248 207H249V206H248ZM42 208H43V207H42ZM42 208L40 209V211H43V213H44L45 210H43ZM206 208L208 209L209 207L207 206ZM227 208H226V209H227ZM229 208H230V207H229ZM240 208L243 209V207H241V206H240ZM249 208H250V207H249ZM259 208H261V207H259ZM135 209H136V208H135ZM203 209H204V207H203ZM203 209H202L201 211H200V209H199V212L206 211V210H203ZM211 209H212V208H211ZM211 209H209V210H211ZM213 209H214V208H213ZM220 209H221V208H220ZM223 209H224V208H223ZM241 209H239L238 213H239L240 211H242ZM246 209H247V208H246ZM251 209H252V208H251ZM256 209H258V208H256ZM136 210H137V209H136ZM227 210H229V209H227ZM243 210H244V209H243ZM247 210L249 211L250 209H247ZM253 210H254V208H253ZM260 210H261V209H260ZM138 211H139V210H138ZM250 211H251V210H250ZM193 212H195V211H193ZM228 212H229V211H228ZM231 212H232V211H231ZM255 212H256V211H255ZM257 212H258V211H257ZM260 212H261V211H260ZM245 213H246V212H245ZM250 213H251V212H250ZM250 213H249V214H250ZM252 214H256V213H252ZM252 214H251V215H252ZM257 217H258V216H257ZM261 217H264V216H261ZM254 218H256L255 215H254ZM258 218H259V217H258ZM216 220H217V219H216ZM252 220H253V219H252ZM259 220H260V219H259ZM261 220H262V219H261ZM40 223H41V222H40ZM40 223H39V225H40ZM256 223H257V222H256ZM256 223H255V224H256ZM258 223H259V222H258ZM41 224H42V223H41ZM216 224H217V223H216ZM216 224H215V222H214V225H213L212 227L217 226ZM260 224H261V223H260ZM187 225H188V224H187ZM187 225L185 224V226H187ZM211 225H212V224H211ZM244 225H245V224H244ZM244 225H243V226H244ZM247 225H248V224H247ZM40 226H41V225H40ZM40 226L38 227V228H39V229H38V230H39V231H38V237H39V239H40V241H39V244H40L39 246H40V247H39V248H40V250H41V254L43 255L44 251H45L46 248H47V246H46L47 244L44 243V242H46V239H43V238H44V233L42 232V230H41L42 227L40 228ZM251 226H252V225H251ZM191 227H192V225H191ZM140 228H141V226H140ZM192 228H193V227H192ZM192 228H191V231L194 232V231H195V226H194V229H192ZM215 228H216V227H215ZM245 228H246V227H245ZM250 228H251V227H250ZM250 228H249V230H250ZM137 229H138V228H137ZM141 229H142V228H141ZM253 229H254V228H253ZM193 230H194V231H193ZM232 230H233V229H232ZM249 230H248V232H249ZM242 231H243V230H242ZM244 231H245V230H244ZM251 231H252V230H251ZM211 232H212V231H211ZM213 232H214V230H213ZM220 232H221V230H220ZM245 232H247V230H246ZM253 232H254V231H252V233H253ZM185 233H186V232H185ZM241 233H242V232H241ZM250 233H251V232H249V234H250ZM255 233H256V231H255ZM192 234H193V233H192ZM210 234H212V233H210ZM213 234H215V233H213ZM216 234L219 235L220 233L218 234V232H217ZM243 235H245V233H244ZM245 236H246V235H245ZM245 236H244V237H245ZM242 237H243V236H242ZM41 239H43V240H41ZM194 239H195V238H194ZM136 240H137V239H136ZM261 240H262V238H261ZM259 241H260V239H259ZM248 242H249V241H248ZM250 242H251V241H250ZM250 242H249V243H250ZM254 243H255V242H254ZM257 243H258V242H257ZM255 244H256V243H255ZM262 244H264V243H262ZM238 245H239V244H238ZM253 245H254V244H253ZM258 245H259V244H258ZM258 245H256V246H258ZM161 247H162V246H161ZM252 247H253V246H252ZM259 247H260V246H259ZM162 248H163V247H162ZM243 248H244V246H243ZM248 248H249V247H248ZM248 248H246V249L248 250ZM162 251H163V250H162ZM131 252H132V251H131ZM133 252H134V251H133ZM237 252H238V251H237ZM237 252L235 251V253H237ZM246 252H247V251H246ZM235 253H234V254H235ZM238 253H239V252H238ZM240 253H242V252H240ZM253 253H254V252H253ZM44 254H46V253H44ZM257 254H258V253H257ZM43 256H44V255H43ZM242 256H243V255H242ZM262 256H264V254H262ZM237 257H238V256H237ZM237 257H236V258H237ZM254 257H255V256H254ZM233 258L235 259V256H234ZM238 258H239V257H238ZM240 258H241V257H240ZM252 258H253V257H252ZM44 259H46V261L48 262L49 259H50V255H49V254H46V256H45ZM211 259H212V258H211ZM231 259H232V258H231ZM242 259H243V258H242ZM257 259H259V258H257ZM257 259H255V260H257ZM204 260H205V259H204ZM213 260H214V258H213ZM220 260H221V259H220ZM236 260H237V259H236ZM255 260L253 259L254 262H253V261H251V262L255 263V262H256ZM259 260H260V259H259ZM259 260H258V261H259ZM221 261H222V260H221ZM238 261H240V260H238ZM262 261H264V260H262ZM211 262H212V261H211ZM214 262L218 263L216 260H215ZM235 262H236V261H235ZM235 262H234V263H235ZM245 262H246V261H245ZM212 263H213V262H212ZM234 263H233V264H234ZM249 263H250V262H249ZM261 263H262V262H261ZM229 264H230V263H229ZM245 264H246V263H245ZM247 264H248V263H247ZM255 264H257V263H255ZM258 264H259V262H258ZM262 264H264V263H262Z\"/></svg>","mask_w":264,"mask_h":264}]
</instances>
